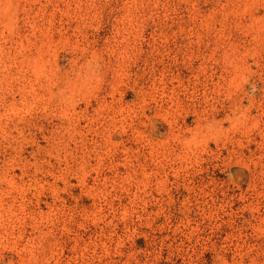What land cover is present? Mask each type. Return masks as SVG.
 <instances>
[{
    "label": "rangeland",
    "instance_id": "1",
    "mask_svg": "<svg viewBox=\"0 0 264 264\" xmlns=\"http://www.w3.org/2000/svg\"><path fill=\"white\" fill-rule=\"evenodd\" d=\"M0 264H264V0H0Z\"/></svg>",
    "mask_w": 264,
    "mask_h": 264
}]
</instances>
